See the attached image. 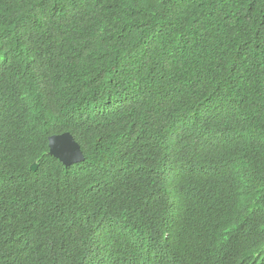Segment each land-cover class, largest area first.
I'll list each match as a JSON object with an SVG mask.
<instances>
[{"label": "trees", "instance_id": "obj_1", "mask_svg": "<svg viewBox=\"0 0 264 264\" xmlns=\"http://www.w3.org/2000/svg\"><path fill=\"white\" fill-rule=\"evenodd\" d=\"M68 131L70 166L49 145ZM195 147L175 219L153 177ZM142 250L264 264V0H0V264Z\"/></svg>", "mask_w": 264, "mask_h": 264}, {"label": "clouds", "instance_id": "obj_2", "mask_svg": "<svg viewBox=\"0 0 264 264\" xmlns=\"http://www.w3.org/2000/svg\"><path fill=\"white\" fill-rule=\"evenodd\" d=\"M69 133L72 134L71 132H69ZM60 134H62V133H60ZM53 135H55V134H53ZM72 136L80 144V142L77 140L75 135L72 134ZM49 141H50V138H49ZM80 146H81V144H80ZM81 148H82V146H81ZM188 151L193 156V159L187 160V161H181L180 162V165H181L180 170L179 169H173V170L165 172L161 176L153 177L156 180L160 179L161 177H162V180H166L165 187H163V192H164L166 198L170 201V203L176 209L175 214H174L175 219H178V218L185 219V217L187 215V213L185 212V208L183 207V205L181 203V198L186 193V191L188 190L189 185L176 184V183H174V181L179 179L181 176H185L189 180H192L193 178H195L199 175L206 174L209 170V167L207 166V164L202 160L201 157H199V155L201 156L203 154V151L200 148L195 147V148H191ZM81 162H83V161H81ZM74 163H78V162H74ZM70 165H68V166H70ZM169 183H171V185H169ZM140 253L143 255V257L146 261V264H150L152 262L151 260H153V259H161L159 256H157L155 254V252L142 250V251H140ZM178 255L181 257V253H179ZM187 256L188 255L184 253L183 258H185ZM146 258L151 259V260L149 261Z\"/></svg>", "mask_w": 264, "mask_h": 264}, {"label": "water", "instance_id": "obj_3", "mask_svg": "<svg viewBox=\"0 0 264 264\" xmlns=\"http://www.w3.org/2000/svg\"><path fill=\"white\" fill-rule=\"evenodd\" d=\"M50 153L63 160L67 165L85 160V154L69 132L55 134L50 137ZM38 163H33L32 169H37Z\"/></svg>", "mask_w": 264, "mask_h": 264}]
</instances>
